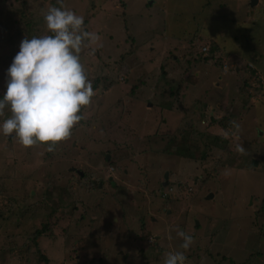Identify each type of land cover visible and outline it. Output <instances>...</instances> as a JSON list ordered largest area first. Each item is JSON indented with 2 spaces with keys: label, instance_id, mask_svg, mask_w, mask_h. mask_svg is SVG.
<instances>
[{
  "label": "rangeland",
  "instance_id": "obj_1",
  "mask_svg": "<svg viewBox=\"0 0 264 264\" xmlns=\"http://www.w3.org/2000/svg\"><path fill=\"white\" fill-rule=\"evenodd\" d=\"M251 1L62 0L84 17L85 30L101 38L94 54H81L99 87L78 125L87 134L75 130L35 174L24 165V147L8 142L0 129L6 191L0 188V264H163L166 253L184 251L178 230L194 237L185 264H264V0ZM53 6L61 5L0 0V96L21 41L49 34L44 14ZM195 32L198 45L204 39L207 47L215 42L225 48L223 66L217 57L198 66L177 61L186 47L193 49L189 36ZM179 82L185 96L176 101L170 94ZM169 102L175 111L165 107ZM210 115L233 120L240 130L222 139L224 149L211 146L206 159H193L183 147L202 150L213 130L223 136L236 131H223ZM9 116L6 108L0 123ZM172 133L176 141L167 142ZM237 143L246 155L235 151ZM73 159L95 184V177L103 182L107 174L113 180L78 189L77 199L84 198L94 219L71 225L45 192L62 188L54 182L63 181V165ZM6 195L17 200L8 206ZM37 228L43 233L33 242Z\"/></svg>",
  "mask_w": 264,
  "mask_h": 264
},
{
  "label": "clouds",
  "instance_id": "obj_2",
  "mask_svg": "<svg viewBox=\"0 0 264 264\" xmlns=\"http://www.w3.org/2000/svg\"><path fill=\"white\" fill-rule=\"evenodd\" d=\"M50 7L44 21L50 34L24 38L20 50L7 69V89L0 98V117L5 109L10 116L0 123L5 137H11L24 148L48 145V151L67 141L73 129L84 118L80 113L89 106L95 95L93 83L81 62V54L96 46L102 47L100 36L85 30L83 16L62 6ZM236 135L240 125L232 122ZM235 151L246 155L242 144ZM184 251L168 252L163 264H185V252L194 243V237L178 230Z\"/></svg>",
  "mask_w": 264,
  "mask_h": 264
},
{
  "label": "trees",
  "instance_id": "obj_3",
  "mask_svg": "<svg viewBox=\"0 0 264 264\" xmlns=\"http://www.w3.org/2000/svg\"><path fill=\"white\" fill-rule=\"evenodd\" d=\"M49 33V32H48ZM50 34V33H49ZM199 36H201L199 33H197V32H195V33H193V34H191L190 36H189V39H190V43H191V46H192V50H191V48L190 47H186L184 50V53L182 54V56L181 57H179V58H176L177 59V61L178 62H180L181 60H183V61H185V62H187V65H190V64H194L195 63V65L196 66H198V64L200 63V62H207V61H210V59L211 60H213L214 58H218L217 60L219 61V64L221 65V66H223L224 65V63H226V62H221L220 63V61L222 60V58H223V51L225 50V48L224 49H221V47H219L218 46V44L217 43H215V42H212L211 43V45H208V47L207 46H205V44L206 43H203V41H204V39H201V42L199 43V45L196 43L197 42V40H198V37ZM213 37V36H212ZM212 39L210 38V41H211ZM236 40V38L234 39V41ZM227 42H228V36L225 38V41H224V43L225 44H227ZM207 47L208 49L207 50H203V48L204 47ZM227 51V50H226ZM84 53V52H83ZM175 52H170L169 54H170V57H172V54H174ZM217 55H219V56H217ZM167 58H168V56H167ZM129 70V69H128ZM253 72H256L255 70L253 71ZM192 75H193V73H192ZM254 75V74H253ZM99 79L100 78H94V80H93V89H96V88H98L99 86ZM106 80L107 79H105L104 80V82H103V86H104V89L105 90H107L108 89V86H107V84H106ZM181 82H182V80H180ZM181 82H179L180 84H178V89L176 90V91H171V96H172V98L174 97V99L176 100V101H178L179 99H180V97L182 96V99H183V93L181 92V89H182V84H181ZM187 85V84H186ZM244 85L245 86H248V82L247 81H244ZM7 89V88H6ZM103 89V90H104ZM6 91V90H5ZM4 91V92H5ZM4 92H3V94L1 95V96H3L4 95ZM185 96V95H184ZM249 98V97H248ZM181 99V100H182ZM183 101V100H182ZM245 105L246 104H243V106L242 107H245ZM261 106H262V104H260ZM263 105H264V103H263ZM261 106H260V109H261ZM165 107L168 109V110H170V111H175L174 109H173V103L172 102H169V103H165ZM241 107V108H242ZM249 109V110H248ZM248 109H246V110H248V112L252 109V106L250 107H248ZM245 114L246 113H242V117H244L245 116ZM232 116H233V114H232ZM222 118V117H221ZM231 118V117H230ZM224 119V118H223ZM220 119V120H218L217 118H215L214 120L216 121L217 120V122H218V124L221 126V128L223 129H228L229 127H232V122H233V120H232V122H231V120H228V122L226 123V119ZM81 122V121H80ZM226 123V124H225ZM228 133H231V131H229L228 130ZM198 134H200V136L203 138H205V136H204V132L203 131H199V133ZM174 137V139H173V141H176V138H175V136H173ZM203 138V139H204ZM207 138H205L204 139V146H205V148L203 147V149L201 150V147L200 146H198V144H194V146H190L189 147V149H187V148H185V147H183L184 148V154H188L191 158H193V159H206V157L208 156V150L211 148V146L212 145H218V146H222V148L224 149V144H223V140L222 139H224V140H226L225 138H224V136L223 135H216L215 137H213L212 139L213 140H211V141H209V140H206ZM208 139H210V138H208ZM50 155H52V153L50 154ZM202 160V161H203ZM113 163V162H112ZM114 164V163H113ZM78 177H77V180H78V183L79 184H83L84 182H86L85 181V177H80L79 175H77ZM94 180L96 181V180H98V181H101V179L100 178H94ZM56 187V186H55ZM28 190V189H27ZM1 191L2 192H4V193H6V191H5V188L4 187H2V189H1ZM63 191H64V189H63V187L62 188H59V187H57V188H53V185L51 186V187H49V190H48V192H47V197L48 198H50L51 200H52V202H53V209L54 208H58L59 210H61V207H62V205H63V203H64V199H61L60 200V197H61V195L63 194L64 195V193H63ZM28 196L29 197H31V198H36L33 194H31V192H30V190H28ZM6 198H4V201H5V203L6 204H8V206H10V204H11V202L13 201V200H17V199H11V197H8L7 195L5 196ZM59 200H60V204H57L58 202H59ZM32 206H34V205H32ZM14 211V210H13ZM13 211H11V212H13ZM1 213V212H0ZM42 233H43V231L41 230V228H37L36 229V231L34 232V236H33V238H32V241L34 242V241H37V239H38V237L39 236H41L42 235ZM41 257L43 258V259H45V260H49L45 255H41ZM199 263H201V261H199Z\"/></svg>",
  "mask_w": 264,
  "mask_h": 264
},
{
  "label": "flooded vegetation",
  "instance_id": "obj_4",
  "mask_svg": "<svg viewBox=\"0 0 264 264\" xmlns=\"http://www.w3.org/2000/svg\"><path fill=\"white\" fill-rule=\"evenodd\" d=\"M88 62V61H87ZM89 63V62H88ZM3 96H0V98H2ZM207 106L209 107V106H211L209 103H207ZM84 110H85V108H83L82 109V111H81V115L84 117ZM209 114H210V112H209ZM213 119H215L216 118V116H212V115H210ZM220 118H221V116H220ZM230 118V117H229ZM231 119V118H230ZM83 120H84V118L81 120V122H79V124L81 123L82 125H83ZM232 122V121H231ZM203 123H205V120H203ZM78 124V125H79ZM76 126L74 129H73V134L75 133V130H78L79 128L80 129H82L81 131L82 132H84V134H87L86 132H85V130L83 129V127L81 128V127H79V126ZM91 127H93V126H91ZM86 129V128H85ZM87 130V129H86ZM223 131H226V129H222ZM213 136H210V139L211 140H213L212 138L213 137H215L216 135H222L221 133H219L217 130H213ZM3 134V133H2ZM163 137V136H162ZM7 139H8V142L10 141V142H13V139L11 138V137H7ZM173 139H174V137H173V133L170 135V137L168 138V140H167V142L169 141V142H171V141H173ZM211 140H209V141H211ZM162 141V140H161ZM65 142H67V141H62V142H60V143H58L56 146H55V150L54 151H52V152H49L47 149H48V145H46V144H39V145H36V146H33V147H30V148H24L23 149V154H25V156H24V165H25V167L30 171V169H31V167L30 166H33V170L32 171H30L32 174H35V172H36V169L37 168H39V164L40 163H44V162H46V161H48L49 159H51L52 158V155L54 154V152H57V151H59L60 150V148H61V146L63 145V144H65ZM212 146H214V147H220V146H218V145H212ZM47 147V148H46ZM57 147H59V150H56V148ZM189 147L190 146H188V147H186L187 149H189ZM203 147L205 148V146H204V144H203ZM15 149H14V145L12 144V151H14ZM43 150V151H42ZM52 153V155H50ZM33 154H36V158L35 159H32L31 157H32V155ZM58 155H64V154H62V153H57ZM43 155H46V158H45V160L43 161ZM8 159L9 160H11V161H14V163L15 164H17L18 163V160H17V157H10V156H8ZM110 159V157H108V159L107 160H109ZM70 162H71V164H70ZM69 162V165L68 166H66L65 167V165H63V169L64 170H62L63 172H62V180L63 181H61V182H58L57 180L54 182V185H62V187H63V189H64V191H63V193H64V195L66 194V193H68V198H66V197H64V198H62V197H60V200L61 199H64V203H63V205H62V207H61V209H62V211L61 212H64L65 213V215H66V217L65 218H67V217H69V218H71L72 219V221H71V225L73 224V223H78L79 221H80V223H81V218H83V217H85V216H87L88 218H89V220H92V219H94L93 218V215H89L88 214V210H87V207L85 206V200H84V198L82 197V198H80V200H78L77 199V197H78V189H80V188H82V190L83 189H86V190H88L89 189V186H93L95 183H94V181H93V177H88V175H87V171L86 170H84L82 167H80V166H78V165H75V160L73 159L72 161H70ZM34 165H37V167H34ZM30 167V168H29ZM57 167V166H56ZM62 167V166H61ZM109 171H111L110 169H109ZM67 173V174H69V181L67 180V174H65V173ZM169 172V171H168ZM77 175H79L80 177H85V181L86 182H84L83 184H79L78 183V180H77ZM113 177L109 174H107V177L105 178V181H107L108 179H111V180H113L112 179ZM169 178V177H168ZM16 179H20V177H17ZM21 180V179H20ZM105 181H103L102 182V180L101 181H98L97 182V184H95V185H97V186H99L100 185V187H103V185L105 184ZM89 182V183H88ZM42 183H44V182H42ZM85 183H87V184H85ZM169 184V183H168ZM177 184H178V182H177ZM179 184H181L180 182H179ZM43 184H41V186H42ZM163 185V184H162ZM85 186H87V187H85ZM2 187H5L4 185H3V183H0V188L2 189ZM49 188V187H48ZM59 188H61V187H59ZM162 188V187H161ZM84 191V190H83ZM165 191V190H164ZM30 192H31V194H33L32 193V190H30ZM161 192H162V189H161ZM163 193V192H162ZM45 194L47 195V193L45 192ZM42 198V197H41ZM41 198H40V201H41ZM32 199V198H31ZM60 200H59V202L57 203V204H60ZM79 201V202H78ZM33 201L31 200V201H29V203L31 204ZM40 204H41V202H40ZM42 205V204H41ZM28 207H30V206H28ZM68 208H71L72 209V212H68L67 211V209ZM86 210V211H85ZM77 211H81L82 212V215L81 216H78L77 217V215H76V212ZM91 217V218H90Z\"/></svg>",
  "mask_w": 264,
  "mask_h": 264
},
{
  "label": "water",
  "instance_id": "obj_5",
  "mask_svg": "<svg viewBox=\"0 0 264 264\" xmlns=\"http://www.w3.org/2000/svg\"><path fill=\"white\" fill-rule=\"evenodd\" d=\"M257 2H258V0H252L251 1L252 6L255 5V4H257ZM252 165L257 166L258 165V162L254 161V163ZM168 177H169V172L167 171L166 174H165V179L166 180L163 182V185H162V188H161L162 189V192L164 191V187L166 185H168V183H169ZM212 197H213V194L212 193L209 196H207V198H212Z\"/></svg>",
  "mask_w": 264,
  "mask_h": 264
},
{
  "label": "built area",
  "instance_id": "obj_6",
  "mask_svg": "<svg viewBox=\"0 0 264 264\" xmlns=\"http://www.w3.org/2000/svg\"><path fill=\"white\" fill-rule=\"evenodd\" d=\"M208 48L207 47H204L203 50H207ZM151 240L153 241V239L151 238Z\"/></svg>",
  "mask_w": 264,
  "mask_h": 264
}]
</instances>
